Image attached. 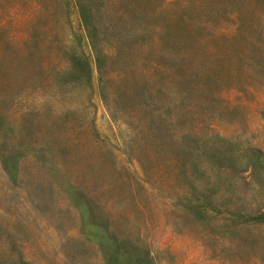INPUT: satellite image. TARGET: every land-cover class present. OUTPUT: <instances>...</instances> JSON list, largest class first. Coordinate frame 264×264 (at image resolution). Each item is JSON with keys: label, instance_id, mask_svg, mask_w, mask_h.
I'll use <instances>...</instances> for the list:
<instances>
[{"label": "rangeland", "instance_id": "374dc122", "mask_svg": "<svg viewBox=\"0 0 264 264\" xmlns=\"http://www.w3.org/2000/svg\"><path fill=\"white\" fill-rule=\"evenodd\" d=\"M219 137L264 155V0H0V264H264Z\"/></svg>", "mask_w": 264, "mask_h": 264}, {"label": "trees", "instance_id": "16d2710c", "mask_svg": "<svg viewBox=\"0 0 264 264\" xmlns=\"http://www.w3.org/2000/svg\"><path fill=\"white\" fill-rule=\"evenodd\" d=\"M196 80V79H195ZM197 145V149H198V162L197 165L201 168V158L202 157H213L215 155V153L220 152V154H223V156L225 158H227V153L228 152H233L232 153V157H229L230 159L233 160V162L238 163L240 160H244L245 157H248L247 162L249 161V163H251V165L256 169V171H259V169L261 168V166L264 165V155L262 154H258L255 150H248V149H239V150H233V146L235 147L234 144H232L231 142L225 141L223 139H221L220 137L217 139V142H214L216 144H213L210 142V140H197V142H195ZM190 148L193 150L196 148L195 147H191L189 145V150ZM213 154V155H211ZM242 162V161H240ZM195 211H196V215L198 217H202V214L204 213V211L202 212V208L201 205L195 207ZM236 211V209H230V212L232 213H238V212H234ZM252 214V213H251ZM249 221H246V224H264V211L261 212L260 214L257 213H253L252 215H250L249 217ZM117 262V261H116ZM136 264H151L152 261H146L145 258H139L137 261H135ZM116 264V263H114Z\"/></svg>", "mask_w": 264, "mask_h": 264}]
</instances>
